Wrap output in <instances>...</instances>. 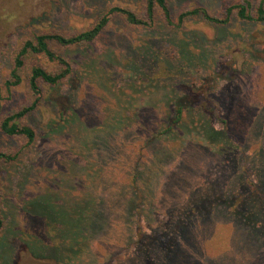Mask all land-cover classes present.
<instances>
[{"label": "rangeland", "instance_id": "1", "mask_svg": "<svg viewBox=\"0 0 264 264\" xmlns=\"http://www.w3.org/2000/svg\"><path fill=\"white\" fill-rule=\"evenodd\" d=\"M166 1L172 25L164 21L159 10L148 26H129L114 13L107 35L100 42L79 48L49 43L70 63L71 75L59 86H42L43 97L22 119V123L37 130L33 144L25 145L19 137L8 138L0 133V150L13 147L19 151L15 160L0 163V213L4 221L0 264H127L132 252L139 251V228L145 232V242L154 244L144 256L145 264H162L168 231L182 215L177 208L165 211L162 207L154 211L153 217L146 215L145 207L129 210L132 207L119 197L115 186L128 160L139 148L143 150L135 139L145 128L156 126L161 131L162 115L172 111L174 97L180 99L184 90H191L201 104L207 100L209 122L205 121L217 131H223L218 117L229 112L242 117L250 149L241 152L236 146L241 142L234 136V152L224 153L221 159V179L235 193L251 194L249 183L257 181L252 166L258 159L252 155L256 145L264 142V22L251 23L233 16L227 24L217 25L194 15L179 25L177 16L185 9L203 6L220 15L225 6L244 0ZM144 2L0 0V85L8 78L13 56L25 39L42 32L67 34L88 28L111 4L132 6L143 16ZM118 34L123 41L116 39ZM151 58L155 60L152 66L143 65V60ZM34 59L53 66L41 56L29 60ZM142 65L148 75L139 72ZM200 78L203 84L197 86ZM256 97L260 104H256ZM30 98L25 81L15 86L0 103V119L30 103ZM80 101L86 106L90 103V113L86 107L85 111L81 109ZM199 103L192 105L193 125L171 139L162 134V143L151 144L154 155L145 157L144 166H140L145 171L139 182L142 191L154 192L155 196L158 188H162V195L180 192L176 184L165 190L163 182L174 164L184 159V151L196 147L193 144L197 141L201 148L211 147L213 151L222 146L220 141L209 144L198 137ZM60 110L66 115L71 112V119L63 127L56 126L57 130H45ZM102 114L106 117L97 116ZM136 123L141 127L131 133L130 139L120 140L124 132L138 127ZM65 132L67 137L63 136ZM201 160L198 157L197 164L203 165ZM229 165L234 170L230 171ZM209 181L204 179L196 188ZM157 222L162 223L163 232L155 233ZM236 226H232L228 238L239 252L243 250L242 242L245 244L241 231L247 230ZM154 238H159L161 244L157 245ZM250 238L247 235L246 239ZM250 255L258 260L248 264H264L263 252L252 249Z\"/></svg>", "mask_w": 264, "mask_h": 264}, {"label": "trees", "instance_id": "2", "mask_svg": "<svg viewBox=\"0 0 264 264\" xmlns=\"http://www.w3.org/2000/svg\"><path fill=\"white\" fill-rule=\"evenodd\" d=\"M157 10L162 12L163 19L168 25L174 23L170 6L166 0H145L144 18L139 16L132 6L120 5V3L111 4L108 11L88 28L67 34L58 31L42 32L32 38L25 39L13 56L8 78L0 85V103L4 100L5 95L8 98L12 89L22 84L23 81H25L31 96L29 100L32 101L30 103L28 101V104L21 105L13 112L1 117L0 133L8 138L19 137L24 140L25 145L35 142L37 130L22 123V119L28 112L36 108L38 100L43 97L42 86H59L71 75L70 63L50 47V42L55 41L60 46L72 48L93 45L102 41L101 39L107 35L106 30L109 28L114 13L120 15L129 26H148L153 21ZM194 15H198L206 22L217 25L227 24L233 16L246 22L261 23L264 22V0H256L255 3L249 0L230 3L222 8L220 15L211 13L203 6H193L178 14L176 24L181 25L186 18ZM122 37L118 34L116 39L120 42L123 41ZM36 56H41L44 61L53 66L39 64L35 59L33 62L29 60ZM154 62L155 60L152 58L145 59L143 65L149 64L152 66ZM143 65L138 70L142 74L148 75V70L142 69ZM201 84H203V79L200 78L197 86H201ZM184 92H186L185 95L180 99L174 97L172 111L168 110L165 115H162L161 131L156 126L149 130L145 128L142 136L135 139V142H139L143 150L139 148L137 154L130 161L128 160L127 169L119 175L115 192L132 207L129 210H134L137 206L145 207L144 212L146 215L153 217L154 211L161 210L162 207L165 211H172V209L177 208L176 210L182 215V218L168 231V240L163 247V256H161L162 264H248L255 262L258 259L256 257L250 258L251 250L254 249L258 253L259 251L264 253V146H261L264 142L256 145V149L254 148L255 153L252 155V158L258 157V159L253 161L252 167L255 168L253 172L257 176V181H250L249 183L252 188L251 194L241 195L235 193L232 187L226 183L227 181H222L220 168L222 166L221 159L225 156L224 153H233L236 146L241 147V152L244 149H250L251 143L243 126L242 117L230 112L218 117L223 131H217L208 123L209 111L206 109L207 105L205 106L207 100H203L204 103L201 104L202 100L199 103V99L195 98L191 90H184ZM194 102L200 104V106L198 104L199 108L196 109L200 121H197L200 124L197 129L198 137L201 138V142H209V144L220 141L222 143L221 150L218 148L213 151L211 147L201 148V143H197V141L196 144H193L196 147L187 148L184 151V159L182 157L174 164L163 182L165 190H167V187H174L176 184L181 188L180 192H176V190L170 192L168 190L169 193L166 192L162 195V188H158L156 191L158 194L155 196L154 192L147 191L146 193L142 191L139 182L143 179L145 171L141 170L140 166H144L142 161L145 157L149 156L150 158V155L153 154L150 150L151 144L162 143V134H165V138L171 139L175 134L182 132L183 128L192 124V111L194 110L192 105ZM256 104H260L258 99ZM80 105L82 110L85 111L86 107V112L90 113V103L86 106L83 101H80ZM72 113L74 112L72 111ZM70 115L71 112L66 115L65 111L60 110L55 118L48 122L45 130L51 127L57 130L56 126H65V122L71 119ZM97 116L100 118L106 117L105 114ZM120 127L123 129V124ZM140 127L138 125L133 130L124 132V137H121L120 140L129 138L131 133L137 131ZM63 136L67 137L68 133L65 132ZM234 136L239 138L241 142L236 146L231 145L232 140H235ZM123 143L120 146H124ZM191 145L192 143H188V146ZM18 156L19 151H15L13 147L1 149L0 163L13 161ZM198 157H202L201 162H204L203 165L197 164ZM224 162L223 165L228 169L225 159ZM229 170H234L232 165H229ZM204 179L210 181L196 188ZM220 179L222 184H219ZM223 184L226 185L225 189L221 188ZM204 186L206 187L203 188ZM1 195L0 183V198ZM132 202L134 205H132ZM3 224V217L0 213V231ZM156 224L158 225L155 227V233L163 232L162 223L157 222ZM234 225H241L243 229L247 230L241 231V238L245 244L242 242L243 250L239 252L234 241L228 238ZM84 226L85 223H82L80 228L83 230ZM191 226L195 228L191 229ZM138 235L136 244L139 251L132 252V255L129 256L130 260L126 261L127 264H145L144 256H146V252H149V248L154 246L152 241L145 242V232L140 228L138 229ZM247 235L251 237V240L246 239ZM159 238H154L157 245L161 244ZM191 251L192 253L187 259V254Z\"/></svg>", "mask_w": 264, "mask_h": 264}]
</instances>
